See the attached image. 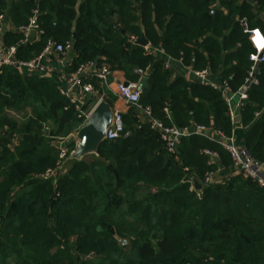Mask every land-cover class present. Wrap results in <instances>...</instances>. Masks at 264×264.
<instances>
[{
	"label": "trees",
	"instance_id": "trees-1",
	"mask_svg": "<svg viewBox=\"0 0 264 264\" xmlns=\"http://www.w3.org/2000/svg\"><path fill=\"white\" fill-rule=\"evenodd\" d=\"M5 13L16 29L36 25L37 39L24 45L19 31L6 34L17 60L34 59L47 42L70 41L64 73L94 61L123 72L126 82L145 78L139 103L152 118L224 137L233 125L220 93L173 77L153 50L195 70L220 71L237 91L252 52L240 21L264 35V0H0ZM141 36L147 48L133 43ZM254 75L258 85L248 87L238 121L243 148L262 165L264 63ZM56 80L0 67V264H264V187L235 174L228 154L205 137L184 139L169 154L134 106L122 114L117 140L69 161L64 175L43 178L58 160L54 140L85 122ZM74 148L73 137L68 153ZM204 150L217 160L208 164ZM220 169L229 176L203 183Z\"/></svg>",
	"mask_w": 264,
	"mask_h": 264
},
{
	"label": "built area",
	"instance_id": "built-area-1",
	"mask_svg": "<svg viewBox=\"0 0 264 264\" xmlns=\"http://www.w3.org/2000/svg\"><path fill=\"white\" fill-rule=\"evenodd\" d=\"M4 15H0V32L2 31V21ZM33 20L26 26H22L18 29L23 35V39L20 41V44L24 45L29 42L33 35L34 27H32ZM243 32L247 34L248 41L251 45L252 52L249 54L248 60L251 63L248 76L243 84L237 91H233L229 84L226 81H223L220 84L211 83L208 80L210 69L208 67L195 70L192 67H187L188 72L202 86H208L214 91L220 93L221 98L223 99L226 107L228 108V116L232 123L235 125L238 121V111L244 106L245 102L248 100V87L250 85H258V80L255 79V64L264 63V35L257 29L248 28L245 20L240 21ZM259 33V36L257 35ZM17 46H9L3 50H0V67L3 66H14L18 69L27 70L30 74H39L46 77L56 76V79L59 81H64V86H58V89L70 103L71 106L78 112V117H83L87 119L89 113H86L82 109V104L79 102L77 97L78 90L81 93L86 95L98 96V92L94 89L91 81H97L101 86L107 87L108 78L111 75V70L105 64H97L94 61H88L83 64H80L73 73H63L56 72L51 67L44 64L45 56L51 53L62 55L71 51L72 43L66 41L60 44H54L47 42L43 50L30 61H19L15 58ZM147 48V47H146ZM153 53L159 57H167L163 50L156 49L153 50ZM182 62L181 59H178ZM165 69L168 68L166 64ZM126 82V81H125ZM119 82L116 85V96L127 106H134L138 110L142 111L141 116L147 118L150 128L156 132L159 136L160 141L163 143L166 151L174 155L177 153V148L182 143L184 139H187L191 136H202L207 139H210L208 136L209 127L191 124L186 127H176V126H165L162 122L157 121L152 118L151 109L149 107H141L140 97L141 92L138 90V82ZM248 83V85H247ZM102 101L101 97H98L96 105ZM95 105V106H96ZM164 112L168 117V110L164 108ZM255 116H258L256 114ZM139 120L140 117H139ZM124 131V122L122 118V113L118 110H112V121L110 126L105 132L104 141H115L117 140ZM216 135L219 137V145L224 149L228 154L232 169L235 174H243L248 178L255 180L259 186L264 187V176L261 174V168L264 167V164L256 163L248 152L241 147H238L233 137H224L220 132H216ZM202 153L209 157L208 164L216 158L214 152L204 150ZM68 156L67 141L64 139L61 142V145L58 147V160L54 169H49L46 171L43 178H51L55 175L56 169L60 167L61 163ZM221 181L217 178V172H207L204 175L203 183L205 185L216 184Z\"/></svg>",
	"mask_w": 264,
	"mask_h": 264
},
{
	"label": "crops",
	"instance_id": "crops-1",
	"mask_svg": "<svg viewBox=\"0 0 264 264\" xmlns=\"http://www.w3.org/2000/svg\"><path fill=\"white\" fill-rule=\"evenodd\" d=\"M247 1L250 2L251 0H247ZM218 7H220V6H218V3H216V2L213 3L210 6V8L213 9V10L218 8ZM221 10L225 11L224 8H222ZM114 21H115V19H114ZM17 32H18V29H16L14 27V25L12 24L9 16L5 13L4 14V19L2 21V31L0 32V50H3L5 48L9 47L5 43L6 34H13V33H17ZM34 39H37V32H36L35 29L33 31L32 37H31V39L29 40L28 43L32 42ZM131 39H134V38H131ZM247 41H248V38H247ZM156 56H157L158 59H160L162 61L163 66H165L166 64L168 65V68L165 69V67H164V69L169 71L173 77L181 76L186 81H189L191 83L199 84L197 81H195L193 79V77L190 75V73L187 70V67H192V65L185 66L178 59H173L171 57H168L169 59H167V57H161V56L159 57L158 55H156ZM70 57H71V51L66 53V54H62V55L51 53V54H48V55L45 56L44 64L46 66L51 67L56 72H63L64 73L63 69L69 63ZM21 71L23 73H25V74H30L27 70H23L22 69ZM53 77L56 80V76H53ZM208 80L211 83H215V84H220L223 81H225L222 78V75H221L220 71H215V72H211L210 71ZM125 81L126 80H125V76H124L123 72L111 70V75L108 78L107 87H103L99 83H96V85H95L96 88H94V89L98 92V96L97 97H94V95H86V96H84L81 93V91L78 90L77 97L79 99V102L82 104V109L86 113H90L92 111V109L95 107L98 97H101L102 100L105 103H107L112 110H118L123 115L126 114L129 111L130 106L125 105L116 96V85L119 82H125ZM56 82L58 83V86H64L65 85L64 81L56 80ZM101 89H105L106 92L104 90H103V92H100ZM137 117L139 118L140 116H137ZM216 132H217V130L212 129L211 127H209V133H208V136L210 138L209 140L218 143L219 137L216 135ZM244 135H245V130L242 127V125L239 123V121H237V123L235 125H233L232 137L234 139L235 144L238 147L243 148ZM216 172H217V178H218L219 181H222L223 179H225L226 177L229 176V172L227 170L220 169V170H218ZM261 174L264 176V167L261 168Z\"/></svg>",
	"mask_w": 264,
	"mask_h": 264
},
{
	"label": "water",
	"instance_id": "water-1",
	"mask_svg": "<svg viewBox=\"0 0 264 264\" xmlns=\"http://www.w3.org/2000/svg\"><path fill=\"white\" fill-rule=\"evenodd\" d=\"M32 27H36L35 22H32ZM124 33V32H122ZM134 44L146 48L148 46V41L144 36L132 40ZM259 65L255 64L254 69H258ZM128 83L125 82V85ZM146 84V79L142 78L139 81L138 90L143 91ZM248 85V83H247ZM112 121V109L104 101L99 102L89 113L84 124L76 132L75 148L72 151L70 158L80 159L84 155L95 153L98 150L99 145L104 141L105 132L110 126ZM47 134V130H45ZM216 161L217 158H214ZM259 165V163H258ZM193 186L195 190H200L201 186L198 185L195 179H192Z\"/></svg>",
	"mask_w": 264,
	"mask_h": 264
},
{
	"label": "rangeland",
	"instance_id": "rangeland-1",
	"mask_svg": "<svg viewBox=\"0 0 264 264\" xmlns=\"http://www.w3.org/2000/svg\"><path fill=\"white\" fill-rule=\"evenodd\" d=\"M103 101V100H102ZM138 116H140V119L141 120H139V122L140 123H148V120H147V118H144V117H142L141 116V114H142V111L141 110H138ZM48 132V131H47ZM76 136V133H73V134H71L70 136H68L67 138H65V140L67 141V143L71 140V139H73V137H75ZM64 140V139H63ZM61 142H62V140L61 139H56V140H54V142H53V144L58 148L60 145H61ZM72 153V152H71ZM70 153V154H71ZM70 154L68 153V156H67V158L66 159H64L63 160V162L61 163V165H60V167H58L57 169H56V172H55V175L53 176L54 178H56L57 176H60V175H64L65 173H66V171H67V169H68V167H67V165H68V163H69V161H71V160H73L72 158H70ZM55 168V167H54ZM54 168H52V169H54ZM46 173V172H45ZM44 173V174H45ZM43 174V175H44ZM53 177H51V178H53Z\"/></svg>",
	"mask_w": 264,
	"mask_h": 264
},
{
	"label": "snow or ice",
	"instance_id": "snow-or-ice-1",
	"mask_svg": "<svg viewBox=\"0 0 264 264\" xmlns=\"http://www.w3.org/2000/svg\"><path fill=\"white\" fill-rule=\"evenodd\" d=\"M257 35L259 36V33H257Z\"/></svg>",
	"mask_w": 264,
	"mask_h": 264
}]
</instances>
